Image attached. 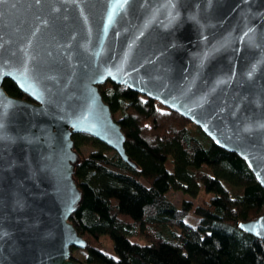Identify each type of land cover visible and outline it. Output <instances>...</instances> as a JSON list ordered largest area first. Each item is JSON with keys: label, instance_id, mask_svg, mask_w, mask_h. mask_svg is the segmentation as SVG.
Here are the masks:
<instances>
[{"label": "water", "instance_id": "water-1", "mask_svg": "<svg viewBox=\"0 0 264 264\" xmlns=\"http://www.w3.org/2000/svg\"><path fill=\"white\" fill-rule=\"evenodd\" d=\"M108 80L189 119L264 188V0H0V264H82L73 136L137 168ZM238 226L264 240V214Z\"/></svg>", "mask_w": 264, "mask_h": 264}, {"label": "trees", "instance_id": "trees-1", "mask_svg": "<svg viewBox=\"0 0 264 264\" xmlns=\"http://www.w3.org/2000/svg\"><path fill=\"white\" fill-rule=\"evenodd\" d=\"M126 136L130 166L90 134L73 136L80 159L75 180L82 191L71 221L88 240L82 264H264V240L239 223L264 214V188L241 156L228 152L186 117L130 87L108 80L98 86ZM5 91L32 101L13 80ZM92 147L89 154L81 147ZM211 193L195 206L177 205L168 191ZM201 217L186 223L191 211ZM112 239L117 257L106 253ZM130 237H141L145 244Z\"/></svg>", "mask_w": 264, "mask_h": 264}, {"label": "rangeland", "instance_id": "rangeland-1", "mask_svg": "<svg viewBox=\"0 0 264 264\" xmlns=\"http://www.w3.org/2000/svg\"><path fill=\"white\" fill-rule=\"evenodd\" d=\"M93 150L94 149L92 147H89V146L88 147H81V152H83L84 154H89V152H91ZM168 196L172 200V202H175L177 205L178 204L180 205L184 199H186V200L192 199L193 201H195V206H196V205H199V203H201L204 199H209L211 196V193L209 194L204 190L199 194L198 197L194 198L190 194L186 195V194L178 192V191L174 192L173 190H169ZM185 221H186V223H188V224L190 223L191 225L197 227L200 225L201 217H199L192 210ZM130 239L133 242L138 241L141 244H145V240L141 237H130ZM103 241L105 242L104 249H105L106 253L117 257L116 250H114L113 245H112V239L109 238L108 236H103ZM74 257L78 258L80 260H83L84 259V253L81 252V249L76 250V251H74Z\"/></svg>", "mask_w": 264, "mask_h": 264}]
</instances>
